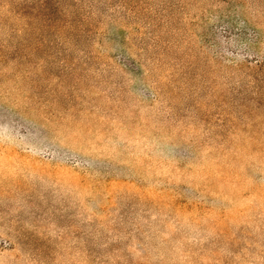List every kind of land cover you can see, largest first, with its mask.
Wrapping results in <instances>:
<instances>
[{
	"label": "rangeland",
	"instance_id": "rangeland-1",
	"mask_svg": "<svg viewBox=\"0 0 264 264\" xmlns=\"http://www.w3.org/2000/svg\"><path fill=\"white\" fill-rule=\"evenodd\" d=\"M0 0V264H264V0Z\"/></svg>",
	"mask_w": 264,
	"mask_h": 264
},
{
	"label": "trees",
	"instance_id": "trees-1",
	"mask_svg": "<svg viewBox=\"0 0 264 264\" xmlns=\"http://www.w3.org/2000/svg\"><path fill=\"white\" fill-rule=\"evenodd\" d=\"M40 3V7L46 9L48 7L47 4H52V0H40Z\"/></svg>",
	"mask_w": 264,
	"mask_h": 264
}]
</instances>
